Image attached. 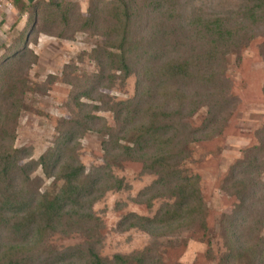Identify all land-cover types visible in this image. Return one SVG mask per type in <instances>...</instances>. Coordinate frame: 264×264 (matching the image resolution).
I'll use <instances>...</instances> for the list:
<instances>
[{
	"label": "trees",
	"instance_id": "16d2710c",
	"mask_svg": "<svg viewBox=\"0 0 264 264\" xmlns=\"http://www.w3.org/2000/svg\"><path fill=\"white\" fill-rule=\"evenodd\" d=\"M176 1H92L83 15L68 0L39 2L32 11L23 0H11L22 15L29 14V24L0 62V264H162L150 250L113 259L100 253L105 223L94 208L109 192L125 190L112 165L126 158L157 177L135 203L150 209L165 203L152 219L129 214L121 230L143 231L158 243L209 223L199 177L185 176L182 165L194 145L214 139L221 117L217 100L200 126L191 119L204 98H216L215 67L264 30V0H220L212 10L194 9L173 42L167 31L181 17ZM75 28L94 40L87 55L98 72L67 67L64 82L72 87L67 108L76 118L63 119L53 145L35 159L31 150L16 147L30 90L27 70L38 59L29 43L41 33L67 38ZM142 68V79L160 81L156 90L146 87L147 92L121 101L107 93L123 88ZM182 87L201 94H180L176 89ZM100 112L111 113L113 123ZM94 126L106 138L104 158L102 165L88 168L80 157L81 140ZM257 139L224 182V190L240 204L222 221L228 252L220 264H264V127ZM39 171L42 175L33 177ZM57 235H80L84 242L59 250L51 245Z\"/></svg>",
	"mask_w": 264,
	"mask_h": 264
},
{
	"label": "rangeland",
	"instance_id": "374dc122",
	"mask_svg": "<svg viewBox=\"0 0 264 264\" xmlns=\"http://www.w3.org/2000/svg\"><path fill=\"white\" fill-rule=\"evenodd\" d=\"M23 1L32 11L33 4L50 0ZM68 1L77 3L85 15L92 1L95 3L100 0ZM219 1L177 0L176 3L182 6L178 10L181 17L168 27L170 41L175 42L174 33L185 23H190L189 14H192L194 9L205 5L203 8L212 10ZM28 20L29 14L22 15L20 8L12 3L0 11V62L6 58L9 49L18 43L22 31L29 24ZM152 21L151 19L150 23ZM179 33L181 36L185 35ZM255 36L256 39L248 47L230 54L215 67L217 71L214 76V102L205 98L202 102L194 101L201 102L197 114L191 119L194 126L202 124L210 105L216 104V100L217 110L221 112L219 124L215 132H212L215 134L214 139L194 145L191 159L182 165L185 176L199 177L200 189L208 207L209 223L205 228L196 226L187 233L161 239L158 243L143 231L121 230L123 220L129 214L152 219L165 201L161 200L151 209L138 206L134 201L138 193L149 187L157 177L149 173L142 163L130 158L118 160L113 162L112 169L120 180H124L125 190L109 192L94 208L105 223L104 241L100 252L103 257L113 259L117 254L129 256L150 250L152 255L161 256L162 264H220L222 256L228 252L222 221L240 204L236 197L224 190V182L234 166L243 160L244 151L259 143L257 133L264 127V30L255 31ZM29 47L38 59L27 70L30 90L24 96V112L19 118L16 147L31 150L33 158L38 159L53 145L58 136L60 122L74 117L67 108L72 89L64 82L67 67L76 66L80 73L87 74L98 71L87 55L95 47L94 40L77 28L71 30L67 38L41 33L36 42L29 43ZM180 53H183V50ZM143 73L142 68V71L139 70L132 76L123 88L118 87L107 93L115 101H121L134 99L139 93L147 92L146 87L148 91L156 90L161 84L157 77L142 79ZM184 88L176 90L180 94L186 92L189 97L201 94L198 89ZM223 88L227 93L221 94ZM226 99L229 104L225 103ZM97 115L106 117L113 123L111 113L100 112ZM93 128L84 133L81 140L80 157L88 168L102 165L104 158L102 148L106 138L96 126ZM37 175L41 176L42 172H37L33 177ZM262 181L264 182V171ZM51 182L52 180L47 182L46 186ZM262 236L264 237V232ZM207 240L211 241V245ZM83 242L84 239L80 235L70 238L57 235L51 240V245L62 250Z\"/></svg>",
	"mask_w": 264,
	"mask_h": 264
},
{
	"label": "built area",
	"instance_id": "2783aa9c",
	"mask_svg": "<svg viewBox=\"0 0 264 264\" xmlns=\"http://www.w3.org/2000/svg\"><path fill=\"white\" fill-rule=\"evenodd\" d=\"M11 4V0H0V11L6 6V5H10Z\"/></svg>",
	"mask_w": 264,
	"mask_h": 264
}]
</instances>
